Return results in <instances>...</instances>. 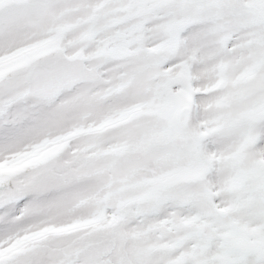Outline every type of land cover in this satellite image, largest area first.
Listing matches in <instances>:
<instances>
[{
    "label": "snow or ice",
    "instance_id": "snow-or-ice-1",
    "mask_svg": "<svg viewBox=\"0 0 264 264\" xmlns=\"http://www.w3.org/2000/svg\"><path fill=\"white\" fill-rule=\"evenodd\" d=\"M4 63L0 264H264V0H0Z\"/></svg>",
    "mask_w": 264,
    "mask_h": 264
},
{
    "label": "rangeland",
    "instance_id": "rangeland-1",
    "mask_svg": "<svg viewBox=\"0 0 264 264\" xmlns=\"http://www.w3.org/2000/svg\"><path fill=\"white\" fill-rule=\"evenodd\" d=\"M34 55V51L33 50H29V51H23L19 54H17L15 57H13L10 61H9V65H15V64H22L27 62L32 56ZM31 56L28 60L27 58ZM63 141L61 140H57V141H53L50 143H47L49 145L52 146V151L45 153L44 155H41L39 152H31L29 154H26L24 156L18 157L13 161H23L22 164L17 163L13 166L9 167V170L7 173H13L19 169H22L24 167H26L32 160L38 159V158H42L52 152L57 151L60 146L62 145ZM4 175L3 173H0V176Z\"/></svg>",
    "mask_w": 264,
    "mask_h": 264
},
{
    "label": "clouds",
    "instance_id": "clouds-1",
    "mask_svg": "<svg viewBox=\"0 0 264 264\" xmlns=\"http://www.w3.org/2000/svg\"><path fill=\"white\" fill-rule=\"evenodd\" d=\"M7 66H8L7 63L0 64V73H2L3 71H6ZM50 151H52V146L49 144H43L37 147L36 149H34L32 152H39L41 155H44L45 153L50 152ZM17 163L22 164L23 161H11L10 163H7V164H0V173L6 174L9 170V167Z\"/></svg>",
    "mask_w": 264,
    "mask_h": 264
}]
</instances>
